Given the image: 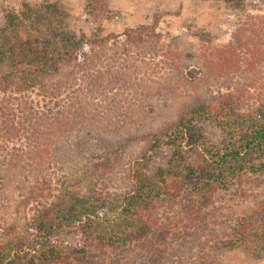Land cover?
Instances as JSON below:
<instances>
[{
  "label": "trees",
  "instance_id": "16d2710c",
  "mask_svg": "<svg viewBox=\"0 0 264 264\" xmlns=\"http://www.w3.org/2000/svg\"><path fill=\"white\" fill-rule=\"evenodd\" d=\"M228 1L244 18L222 45L204 33L179 42L156 25L101 35L108 0L87 1L90 34L71 29L55 3L0 4V264H100L92 241L119 249L139 238L145 227L135 219L150 195L180 187L149 172L166 149L201 198L264 163V14L249 11L257 2ZM211 117L223 119L230 141L207 150L197 120ZM194 151L198 163L189 162ZM121 171L125 190L114 205L105 188ZM17 198L31 213L23 234L4 240ZM193 202L189 220L203 206ZM228 244L264 259V197ZM154 249L151 263L162 264ZM192 264L214 263L201 255Z\"/></svg>",
  "mask_w": 264,
  "mask_h": 264
},
{
  "label": "rangeland",
  "instance_id": "374dc122",
  "mask_svg": "<svg viewBox=\"0 0 264 264\" xmlns=\"http://www.w3.org/2000/svg\"><path fill=\"white\" fill-rule=\"evenodd\" d=\"M88 0H0L3 9L19 10L24 2L40 4L55 3L64 8L68 14L69 27L77 32L90 34L97 26L86 19ZM111 17L99 20L103 26L101 35L116 33L124 37L128 28L139 25H156L157 31L169 37H179V42H196L197 34H206L219 45L229 41V35L235 26L244 18V11L228 0H108ZM261 5V9H250V12L264 14L262 0H248ZM5 22L4 12L0 7V25ZM223 91H228L223 88ZM197 123L203 130L205 149L212 150L230 141L229 134L223 126V119L211 117L199 119ZM172 151L166 149L162 158L151 165L150 173L159 171V175H167V179L177 180L180 187L169 193L154 192L145 205L144 214L135 220L142 223L139 238L126 242L123 248L91 242L92 256L101 258L100 264H152L150 250L155 246L154 257L163 255L162 264H192L201 255L209 257L214 264H264V259L248 256L240 246L228 244L245 213L256 207L264 197V163L257 160L250 171L235 179L215 182L208 188L204 198L198 191L179 180L182 169L171 162ZM170 161V162H168ZM189 162L198 163L199 154L194 151L189 155ZM173 166L175 168H173ZM171 169L168 174L167 169ZM118 171V170H116ZM115 171V172H116ZM123 172L114 176L112 186L105 188L114 205L120 203L126 181ZM163 188V184H160ZM198 198L203 206L197 208L196 218L189 220L193 211V200ZM16 202L8 208L9 216L2 239H15L23 234L27 225V217L31 213L30 204ZM148 214L145 215V213ZM127 217V216H125ZM5 227V226H4ZM144 231V232H143ZM97 236V232L94 234ZM70 247L74 238L64 239ZM135 249V250H134ZM143 254V255H142ZM145 254V256H144ZM154 254V253H153ZM130 258V260H129Z\"/></svg>",
  "mask_w": 264,
  "mask_h": 264
}]
</instances>
